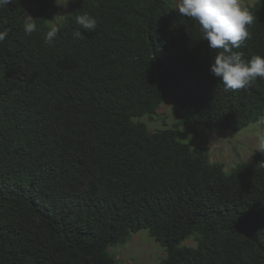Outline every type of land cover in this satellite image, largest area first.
Listing matches in <instances>:
<instances>
[{
    "label": "trees",
    "instance_id": "16d2710c",
    "mask_svg": "<svg viewBox=\"0 0 264 264\" xmlns=\"http://www.w3.org/2000/svg\"><path fill=\"white\" fill-rule=\"evenodd\" d=\"M56 2L0 8V264H117L113 247L142 231L159 264H264V152L226 172L183 139L253 126L264 79L226 91L218 50L172 0H75L52 21ZM248 8L245 61L264 57V0ZM83 12L97 29L74 39ZM168 99L182 118L149 130Z\"/></svg>",
    "mask_w": 264,
    "mask_h": 264
},
{
    "label": "clouds",
    "instance_id": "9594fccd",
    "mask_svg": "<svg viewBox=\"0 0 264 264\" xmlns=\"http://www.w3.org/2000/svg\"><path fill=\"white\" fill-rule=\"evenodd\" d=\"M12 3L13 0H0V8ZM177 10L181 16L198 22L202 40L208 42L211 50H218L210 65V74L220 79L226 91L247 89L257 78L264 79V57L254 55L245 61L243 53L234 51L251 38L249 29L256 20L242 0H179ZM35 21L28 15L23 26L26 35L36 31ZM75 23L78 27L72 33L73 38L84 39L83 33L95 32L98 22L83 12L76 15ZM59 33L58 27H51L45 35V43L52 46ZM7 36V30L0 31V42ZM253 127L264 128V116L259 117ZM257 147L259 152H264V136L258 139ZM257 168L264 169V161L259 162Z\"/></svg>",
    "mask_w": 264,
    "mask_h": 264
},
{
    "label": "rangeland",
    "instance_id": "374dc122",
    "mask_svg": "<svg viewBox=\"0 0 264 264\" xmlns=\"http://www.w3.org/2000/svg\"><path fill=\"white\" fill-rule=\"evenodd\" d=\"M31 7L36 0H28ZM75 0H57V10L51 11L50 18L56 21L68 10V5ZM257 0H242L246 7L252 6ZM174 9L177 10L179 0H172ZM181 109L171 100H165L152 119L143 118L149 130H163L170 128L182 118ZM185 130V127L182 128ZM264 136V130L260 127L251 126L241 132H209L197 130L195 134L186 133L183 139L194 147L202 148L210 157V161L224 165L229 172L238 164H250L253 162L254 153L258 151L257 141ZM188 247H195L193 240L185 242ZM111 253L117 264H159L165 257L161 249L148 235L142 231L132 236L125 246L113 247Z\"/></svg>",
    "mask_w": 264,
    "mask_h": 264
}]
</instances>
